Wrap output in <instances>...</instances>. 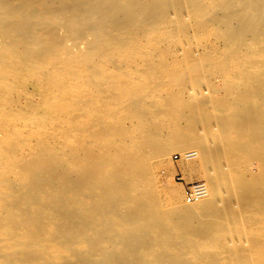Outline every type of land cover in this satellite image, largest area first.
<instances>
[{
  "label": "bare ground",
  "instance_id": "obj_1",
  "mask_svg": "<svg viewBox=\"0 0 264 264\" xmlns=\"http://www.w3.org/2000/svg\"><path fill=\"white\" fill-rule=\"evenodd\" d=\"M190 39L201 58L180 72L185 81L198 84L201 63L225 74L228 96L177 99L162 124L136 78L122 90L113 84L115 104L100 106L81 76L88 68L106 77L111 62L157 47L183 51ZM31 80L39 123L32 108H16L20 97L32 99ZM82 95L102 127L95 150L82 156L68 134L38 140L44 128L57 136L60 124L78 121ZM17 121L35 125L37 141L23 153L13 150L22 139ZM200 125L217 137L205 141ZM0 128V264H207L234 227L237 264H264V0H0ZM191 148L198 156L182 170L205 178L207 195L186 205L179 189L159 190L154 168ZM251 158L258 175L246 171Z\"/></svg>",
  "mask_w": 264,
  "mask_h": 264
},
{
  "label": "rangeland",
  "instance_id": "obj_2",
  "mask_svg": "<svg viewBox=\"0 0 264 264\" xmlns=\"http://www.w3.org/2000/svg\"><path fill=\"white\" fill-rule=\"evenodd\" d=\"M179 43H181V41ZM183 43L186 46L183 51H179L177 50V47L173 46V51L171 50L170 53H164V50L157 47V49H154L148 53L135 54L131 57L129 63H127L129 65H122L121 63L111 62L109 71L106 72V77H101L100 75L94 77L93 75H95V73L91 70H87L88 68H84L82 70L81 76L89 77V80L91 82V92L95 94L99 93V96L102 100L101 104H96L100 106L103 104H115L117 94L115 95L116 91L113 88V84L115 85L117 83V85L120 86L122 90V84L127 85L129 83H132V80L136 78L134 86L146 92V95L148 94L146 100L153 109V112L156 113V123L158 125L162 124L166 119L167 104L174 103V101L178 102L184 99L190 104L198 105L200 102L205 101V99H209L211 101L226 100L228 96V90L227 86L225 85V74L216 71L214 68H212L211 71H208L209 68L205 70V66H202V64L199 63L197 66V70L195 71L199 75L196 76L199 79L198 84H196L194 79L185 81V79L190 76L187 75V72H180L185 71V69H187L190 64L198 63L197 60L201 58V52H199V49H195V42L191 39L185 40L183 41ZM114 80L116 81L115 83ZM35 84L36 82H34V80L29 81L27 84V90H30L29 92L32 93V99L31 97H29L28 99L27 97H20V99H18V106H16V108L22 106V108H25L24 110L28 112L29 109L32 108V117H35V121L39 123L41 121L43 108L39 106V98H37L36 95H38L40 91L37 84ZM193 93L194 95H192ZM80 98L81 100H83V103L85 102V106H83L79 112L78 121H76L74 125L73 123L66 126L65 124H60L58 128L61 131L58 132L57 136L56 132L52 131L50 128H44V131L38 137V140H44L46 142H61L60 134L64 136L68 134V137H70L71 140L70 142H73L70 147H75L76 145H78L80 147V154H82V156L90 154L92 151H94L96 145L95 135L100 132L102 127L100 128L98 124V113L95 111L96 105L92 104L93 102L91 103L90 96L82 95L80 96ZM29 99L33 100V102L30 101L29 103ZM185 104L186 103H184L181 107L183 108ZM33 105H35V107H33ZM33 108L37 112L34 111ZM34 126L35 125L26 127L19 121L15 123L14 127L16 128V130L18 129L22 132V139L18 141V147H13L14 151L23 153L26 150L28 143L32 144L34 140L37 141V139L31 136ZM72 126L78 128V133L73 132ZM206 128L207 127L200 125L197 129L198 133L205 141H209L211 139L214 140V138L217 137L218 131L215 129L212 132H207V130H205ZM6 133V130H1L0 128V141H5ZM51 135H53V137ZM11 145L12 140L10 141V143H8V148L11 147ZM215 146L217 145L211 146L210 149L213 150ZM187 153H192L195 156L190 160H187L185 158ZM197 156V150H195V148H191L189 150H172L169 155L156 159L154 179L159 190L163 191V193H166L173 189H179L183 198V202L186 205H193L194 203H196L187 202L185 197V188L190 183L195 182H204L206 184V180L203 177L199 178V176H194L193 178L188 174H185L181 166H183L187 162L196 160ZM0 158H2V156ZM23 158H25V156ZM248 160V166L246 167L247 173H249V175H258L260 173L258 160L252 158ZM1 161L0 167L5 165V160L3 158ZM230 195L231 192L226 190L224 196L225 200H228ZM224 207L225 206H222V208ZM236 210L238 212L240 211L239 209ZM10 219H12L11 215L7 217L8 221H10ZM243 221L244 220L242 219L241 224H243ZM237 228L238 227H234V230L228 232L223 243V247L226 246L225 249L213 248L209 250L211 252L208 251L210 256H216L214 260L213 257L208 260L210 261V264H237L236 260L238 258H234V256L236 255V253H239V251H241V249L238 250L240 245L237 242L239 240L238 237L239 235H241V233H239V229L237 230ZM48 239V235H40L41 241L46 242L48 241ZM226 239H230L229 241L232 240L235 242L231 245ZM235 243H237V245ZM238 245L239 247H235ZM217 258H220L221 260H218ZM215 260L217 261L216 263H214ZM208 261L205 263L209 264Z\"/></svg>",
  "mask_w": 264,
  "mask_h": 264
},
{
  "label": "built area",
  "instance_id": "obj_3",
  "mask_svg": "<svg viewBox=\"0 0 264 264\" xmlns=\"http://www.w3.org/2000/svg\"><path fill=\"white\" fill-rule=\"evenodd\" d=\"M185 158H190L186 156ZM207 195V186L204 182L190 183L185 188V197L188 203H194Z\"/></svg>",
  "mask_w": 264,
  "mask_h": 264
}]
</instances>
